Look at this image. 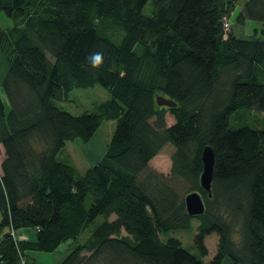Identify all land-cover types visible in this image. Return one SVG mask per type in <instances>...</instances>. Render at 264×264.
<instances>
[{"label":"trees","instance_id":"16d2710c","mask_svg":"<svg viewBox=\"0 0 264 264\" xmlns=\"http://www.w3.org/2000/svg\"><path fill=\"white\" fill-rule=\"evenodd\" d=\"M238 1L0 0L15 22L0 27L9 103L6 111L0 95V264H38L31 252L64 243L59 264H264V129L229 128L237 110L264 112V0L246 1L237 22L259 26L244 38L229 22ZM94 53L102 54L97 68ZM95 85L110 98L94 112L59 105ZM158 96L175 107L157 106ZM103 121L115 129L95 165L79 176L57 160ZM167 146L163 175L149 165ZM206 146L211 196L199 184ZM191 192L202 197L201 216L186 212ZM193 219L198 255L174 237L160 240ZM21 229L35 239H16ZM211 234L216 252L205 262Z\"/></svg>","mask_w":264,"mask_h":264},{"label":"rangeland","instance_id":"374dc122","mask_svg":"<svg viewBox=\"0 0 264 264\" xmlns=\"http://www.w3.org/2000/svg\"><path fill=\"white\" fill-rule=\"evenodd\" d=\"M151 5L147 4L144 13L149 14V9ZM15 24L14 20L9 19L5 16L3 12H0V27L3 30L13 27ZM4 73V66L0 65V82L1 77ZM0 95L5 103L6 111L9 109V103L2 93L0 86ZM110 95L108 91L99 86L95 85L88 89H75L70 92L68 101L61 103L65 110L69 111L73 115H79L83 112H94L96 106L108 100ZM58 104V103H57ZM174 122L173 118L167 114L166 123L172 124ZM249 127L257 130L264 129V112L259 113L254 110L240 109L231 115L229 120V128L237 129L240 127ZM115 129L114 121H103L99 126L98 130L92 136V138L87 143H82L79 140L72 142H67L62 153L58 155L57 160L65 163H71L77 169L78 175L81 176L85 173L88 167L95 165L93 159L95 157L101 158L106 150V145L111 139V136ZM104 142V151L101 152V144ZM173 148L167 146L164 148L151 162L149 167L152 170L157 171L163 175H168L170 173L171 161L170 155ZM92 160L93 162H90ZM1 216V215H0ZM102 218H98L97 223L101 221ZM113 219V217L111 218ZM198 221L193 219L190 223V227L186 230H177L173 232H167L160 234V240L165 242L170 237H174L180 240L182 247L193 255H198L197 249L194 246V237L197 233ZM20 231L14 232L13 235L16 239H20ZM88 237V232H85L80 237V242H83ZM218 238L215 234L207 236L204 240L205 246L208 250L207 257L204 258L205 262H208L216 252V244ZM68 243L61 244L54 252L44 253V252H31L38 264H59L65 256L68 254ZM83 255H88L84 253Z\"/></svg>","mask_w":264,"mask_h":264},{"label":"water","instance_id":"95a60500","mask_svg":"<svg viewBox=\"0 0 264 264\" xmlns=\"http://www.w3.org/2000/svg\"><path fill=\"white\" fill-rule=\"evenodd\" d=\"M264 30V26H263ZM156 104L159 107H175V103L167 98L158 96L156 98ZM202 172L199 178L200 188L211 196V182L213 177V166H214V152L211 146L203 148L201 153ZM184 203L186 212L190 217H198L204 213V203L201 195L198 192L188 193L184 197Z\"/></svg>","mask_w":264,"mask_h":264},{"label":"crops","instance_id":"0c3cea01","mask_svg":"<svg viewBox=\"0 0 264 264\" xmlns=\"http://www.w3.org/2000/svg\"><path fill=\"white\" fill-rule=\"evenodd\" d=\"M247 0H239L237 2V4L235 5V9L232 12L230 18H229V22L231 23V31L233 33L234 36L238 37V38H244V37H249L252 34V31L255 29H258V26L250 21H248L247 19L245 20L244 25H240L237 22V19L240 15H245V4H246ZM101 152L100 154H103L104 149V142L103 145L101 144ZM105 153V152H104ZM103 156V155H102ZM101 156V157H102ZM90 162L96 163L99 161V157H95V159L89 160ZM21 234L20 235V239L18 238V240H23V241H32L35 239V235H34V231L31 229H21L19 230ZM18 232V231H17Z\"/></svg>","mask_w":264,"mask_h":264},{"label":"clouds","instance_id":"9594fccd","mask_svg":"<svg viewBox=\"0 0 264 264\" xmlns=\"http://www.w3.org/2000/svg\"><path fill=\"white\" fill-rule=\"evenodd\" d=\"M88 60L93 68H97L102 64V54L101 53H94Z\"/></svg>","mask_w":264,"mask_h":264},{"label":"built area","instance_id":"2783aa9c","mask_svg":"<svg viewBox=\"0 0 264 264\" xmlns=\"http://www.w3.org/2000/svg\"><path fill=\"white\" fill-rule=\"evenodd\" d=\"M225 27H226V29H228V24L227 23H225Z\"/></svg>","mask_w":264,"mask_h":264}]
</instances>
